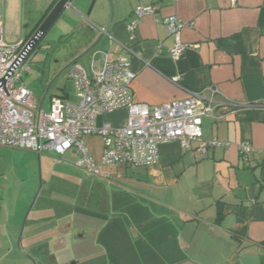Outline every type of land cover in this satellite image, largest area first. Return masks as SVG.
<instances>
[{"label":"crops","instance_id":"0c3cea01","mask_svg":"<svg viewBox=\"0 0 264 264\" xmlns=\"http://www.w3.org/2000/svg\"><path fill=\"white\" fill-rule=\"evenodd\" d=\"M110 1L113 14L108 36L94 49L93 62L92 51L88 66L77 64L84 71L101 68L104 55L99 52L107 53L109 60L121 56L135 76L131 89L136 103L152 107L196 92L208 97L207 88L213 86L217 101L232 102L239 108L216 109L214 118L202 120V139L228 142L230 148L209 149L200 156L195 152L196 143L182 148L178 142H168L159 146V159L153 166L101 167V175L93 182L100 183L98 188L103 187L101 181L108 188L115 187L108 190V216L113 220L95 214L108 222L90 224L88 229L104 243L119 241V247L111 246L114 255H109L122 260L120 264H127L130 257L148 258L153 264H200L197 260L201 259H212L214 264H264V109L244 107L264 100V0ZM88 2L71 0L63 11L69 23L59 20L69 25L67 34L83 31L68 59L62 54L61 66L90 46L109 22L107 0H98L90 20L85 17ZM55 3L0 0V45L16 46L30 38ZM148 6L155 8L154 14L145 16L129 34L126 25L134 10ZM170 16L190 24L179 32L186 49L177 61L168 56L174 37L161 23ZM101 121L121 126L126 109L106 114ZM239 143L254 149L246 160L237 153ZM47 204L39 210L47 211L46 217L36 213L30 220V228L35 230H28L25 238L22 234L26 252L34 243L53 242L56 227L70 218L66 213L57 217ZM40 222L46 227L37 231ZM70 222L71 229L72 219ZM10 244V236L0 240V258H8L13 250ZM51 251L61 253L59 247Z\"/></svg>","mask_w":264,"mask_h":264},{"label":"built area","instance_id":"2783aa9c","mask_svg":"<svg viewBox=\"0 0 264 264\" xmlns=\"http://www.w3.org/2000/svg\"><path fill=\"white\" fill-rule=\"evenodd\" d=\"M154 12L153 6L137 7L126 25L127 32L133 34L140 21ZM161 23L174 37L168 56L177 61L186 49L179 39V32L190 24L173 16L162 19ZM32 52L29 39L16 46L0 45V147L38 155L44 151L59 155L74 151L77 156L75 167L87 175L99 177L103 166L121 165L134 169L155 165L159 159V146L168 142H178L182 148L196 143L195 152L200 156L209 149L231 146L217 139H202L203 118H214L216 109L239 108L232 102L225 105L217 101L216 88H207L208 97L196 92L183 100L152 107L136 103L131 89L135 76L130 71V63L121 56L109 60L108 54L103 52L104 61L99 70L94 71L91 67L86 72L79 65L68 70L67 77L73 80L77 91V103L52 95L48 110H44L22 82L23 76L30 71ZM95 55L94 52L92 62ZM244 107L264 109V100ZM121 108L126 109V121L121 126L114 127L101 121L104 115ZM88 136L102 138L99 163L92 158L83 140ZM236 150L244 160L254 152L248 143L237 144Z\"/></svg>","mask_w":264,"mask_h":264},{"label":"rangeland","instance_id":"374dc122","mask_svg":"<svg viewBox=\"0 0 264 264\" xmlns=\"http://www.w3.org/2000/svg\"><path fill=\"white\" fill-rule=\"evenodd\" d=\"M91 2L92 0H89L86 13ZM107 2L110 9L109 1L107 0ZM98 3V0H96L90 14L86 16L87 19L90 20L92 14L97 10ZM61 19L69 21V18H65V13L63 12L52 28L46 32L45 36L33 49L32 59L29 64L30 71L22 79L25 87L31 91L33 98L37 101L43 97L45 88L50 80L64 66L61 65L64 63L65 56L68 59L69 55L76 50V45L83 33V31L78 30L67 34L70 27L62 22L59 23ZM97 47L99 48L100 46L97 45ZM63 53L65 56H62ZM99 53L102 54V52ZM88 60V55H86L77 64L86 67L89 63ZM70 68L61 73L50 87L49 93L44 100V110H48L52 95L61 97L65 93L68 96V101L77 103V91L73 80L67 77ZM83 140L90 155L96 163H99L103 149L102 138L100 136H88L84 137ZM76 161L77 156H74L71 152L59 155L53 151H44L41 155H38L25 150L0 147V240L4 236H10V245H12L13 249L7 256L8 258H0V264H30L29 258L27 259V257L23 256V254H27L30 257L22 249L26 247V243L25 241L21 243V237H23L22 234L24 233L23 238H25L28 230H31V232L35 230L30 228V220L37 216L36 213H38L40 218L46 217L47 211H39L40 207H44V203L50 204V209L57 212V217H62L66 213L72 219L71 235L66 236L67 243L70 242L71 246L70 244L69 246L67 245L61 254L54 255L53 261L52 259L50 260L52 264L66 262L71 258H75L77 253L88 254L91 250L94 253L101 248L97 239H95L96 234L94 235V231L89 230L88 227L90 224L95 225L96 222L106 221L104 217L101 220L95 214H102L108 220L112 219L108 216L110 209L108 190L115 189V187L108 188L101 181L103 187L98 188L100 183L93 182L98 179L88 176L76 168ZM126 171L128 174L132 172L131 170ZM36 195L37 198L33 204L30 216L25 221V215ZM22 227L23 230H21ZM44 227L46 226L40 222L37 231ZM64 227L66 230L68 229L67 225ZM82 232H87L88 238L82 241L75 240L74 236ZM6 241L8 242V239ZM118 242L115 241L109 245L119 247L120 243ZM16 257L19 260H16ZM115 261L116 264H120L122 260L115 259ZM148 261L153 264V261L148 258H140L139 260L138 258L130 257L127 260V264H148ZM197 261L200 264H214L212 259ZM38 263L42 264L40 261ZM157 264L161 263L158 262Z\"/></svg>","mask_w":264,"mask_h":264},{"label":"water","instance_id":"95a60500","mask_svg":"<svg viewBox=\"0 0 264 264\" xmlns=\"http://www.w3.org/2000/svg\"><path fill=\"white\" fill-rule=\"evenodd\" d=\"M71 0H56V3L48 10L46 11V14L44 16V18H42L41 22L38 24V26L35 28V31L33 32V34L31 35L29 39V43H32V47L33 49L37 46V44L39 43V41L42 39V37L46 34V32L48 31V29L51 27V25L54 23V21L63 13V11L65 10V8H67L69 6ZM96 0H92L90 7L85 15L88 16L95 4ZM109 1L110 4V18H109V22L108 24L100 30V35L96 38V40L90 45L88 46L81 54H79L78 56H76L75 58H73L71 61H69L67 64H65V66L62 67V69L50 80V82L48 83L47 87L45 88L43 97L40 99L39 102V106L41 107L43 101L45 100V98L47 97L48 93H49V89L52 86V84L54 83V81L57 79V77L63 73L65 70H67L68 68H70L71 66L75 65L78 63V61L80 59H82L84 56L90 54L95 48L96 46L99 44V42L103 39L104 36H108V30L110 28V25L112 23V14H113V10H112V5H111V1ZM37 198H34L33 202L30 205V208L27 212V214L25 215L24 220H27L28 214L30 213L33 204L35 202ZM67 222V228L70 229V221L71 219H66ZM24 227V226H23ZM23 227L21 230H23ZM68 229L66 231H68ZM79 239L78 240H82L86 237V232H82L79 234ZM35 264V263H33ZM67 264H76L75 262H69Z\"/></svg>","mask_w":264,"mask_h":264},{"label":"flooded vegetation","instance_id":"af4514ba","mask_svg":"<svg viewBox=\"0 0 264 264\" xmlns=\"http://www.w3.org/2000/svg\"><path fill=\"white\" fill-rule=\"evenodd\" d=\"M65 222H67L66 219L62 220L59 224L60 226L56 227V231H57L58 235H57V237H55V240L53 242L49 243V245L52 249L60 247V252H63L66 249L67 245L69 246V244H70V242L67 243L66 236L69 234L71 235V229H69V231H66V228L64 227V226H66ZM76 235L74 236V238H75V240H78L80 236H79V234H76ZM70 246H71V244H70ZM91 252H92V250H91ZM113 259H115V258L112 257L111 255H109L108 253H106L102 247L100 252H94V253H88V254H82V252H81V254L77 253L75 258H71V259L67 260L66 262H61L58 264H67L69 262H75L76 264H91V263L115 264ZM29 260L31 262L30 264H33V263L36 264V262L34 260H32L31 258Z\"/></svg>","mask_w":264,"mask_h":264},{"label":"trees","instance_id":"16d2710c","mask_svg":"<svg viewBox=\"0 0 264 264\" xmlns=\"http://www.w3.org/2000/svg\"><path fill=\"white\" fill-rule=\"evenodd\" d=\"M46 14V13H45ZM45 14H44V16H45ZM44 16L42 17V18H44ZM42 18L39 20V22L37 23V25H36V27L38 26V24L41 22V20H42ZM76 65V64H75ZM61 98H64V99H66L67 98V94H63L62 96H61ZM121 166V165H120ZM124 167V166H123ZM125 168H127V167H125ZM127 169H131V168H127ZM135 169V168H134ZM84 173V172H83ZM84 174H86V173H84ZM87 175V174H86ZM88 176H90V175H88ZM94 177V176H93ZM109 220H113V219H109ZM107 221V220H106ZM105 221V222H106ZM108 222V221H107ZM106 222V223H107ZM71 230H72V227H71ZM100 236V235H99ZM88 238V237H87ZM82 240H86L85 238L84 239H82ZM82 240H79V241H82ZM97 242H98V245L99 246H102L103 247V249H104V251L106 252V253H108V254H112V255H114L113 254V252H112V249H111V246L109 245L110 243H104V242H102V240H97ZM34 246L30 249V251L29 252H27L28 253V255H30V257L29 256H27V254L26 255H24L23 253V256H25V257H27V259L29 258H31L32 260H34L35 262H36V264H39L38 262L40 261L42 264H52V261H53V256L54 255H56L57 253L55 252H53V251H51V247H50V245L49 244H47V243H45V242H40V243H34L33 244ZM112 252V253H111ZM61 254V253H60ZM52 259V261L51 262H49L50 260ZM30 261V260H29ZM113 261L115 262V264H116V261H115V259H113ZM31 263V262H30Z\"/></svg>","mask_w":264,"mask_h":264}]
</instances>
